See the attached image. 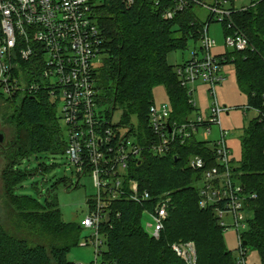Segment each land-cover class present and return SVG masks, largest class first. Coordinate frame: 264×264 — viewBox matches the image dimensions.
Returning <instances> with one entry per match:
<instances>
[{
    "label": "trees",
    "instance_id": "obj_1",
    "mask_svg": "<svg viewBox=\"0 0 264 264\" xmlns=\"http://www.w3.org/2000/svg\"><path fill=\"white\" fill-rule=\"evenodd\" d=\"M174 4V0H159L158 4L134 0L126 6L122 0H97L92 5V18L103 38L100 65L94 73L98 91L103 90L98 101L105 106L107 117L116 107L122 109L123 120L130 123L127 127L131 132L139 133L141 145L147 144L153 86H164L172 119H182L192 110L167 54L183 48L188 38L199 40L205 25L195 13L198 5L191 0L173 18L164 19L163 10ZM232 17L250 47L222 54V62L233 65L236 82L246 96V108L256 113L239 136L240 160L235 166L244 189L255 194L248 204L253 217L248 230L239 237L240 246L241 253L250 246L264 264V0H250L246 8L235 9ZM211 20L209 16L208 22ZM0 104L8 109L5 126L0 128L5 134L3 147L8 149L1 153L5 164L0 176L4 182L0 196L10 211L7 218L15 220L18 229L46 240L14 235L0 221V264H71L67 254L78 244L82 227L62 218L54 193L58 181L50 183L46 178L49 168L43 161L47 155L65 153L67 146L56 104L44 92L10 98L0 93ZM131 115L138 117L137 126L130 122ZM199 149L194 145L175 147L163 157L144 149L140 159L130 161L128 178L136 180L141 190L170 196L164 228L159 238H152L142 220L143 207L150 202L117 198L100 227L106 245L101 264H187L172 249L174 243L185 242L194 244L195 264H236L224 245V229L212 211L198 205V173L188 167L187 158L191 153H201ZM37 174L43 175L41 182L46 186L42 203L37 196L16 192L22 179ZM31 186L41 196L42 188L35 182Z\"/></svg>",
    "mask_w": 264,
    "mask_h": 264
},
{
    "label": "built area",
    "instance_id": "obj_2",
    "mask_svg": "<svg viewBox=\"0 0 264 264\" xmlns=\"http://www.w3.org/2000/svg\"><path fill=\"white\" fill-rule=\"evenodd\" d=\"M96 1L0 0V93L10 98L44 92L55 104L62 101L61 119L67 131L65 154L77 174L90 173L96 188L80 221L82 227L94 230L86 239L91 243L94 239L96 259L91 264H97L98 247L102 244L98 238L102 233L100 227L107 221L110 206L117 198L150 202L143 207L142 214L146 217L143 227L152 238H159L164 228L170 196L152 195L141 190L136 180L128 178L130 161L140 159L144 149L163 157L175 147L200 148L201 153H191L187 158L188 167L198 173L199 207L212 211L223 229L233 226L248 230L244 211L249 209L255 194L244 189L231 165L234 160L225 141L228 132L220 129V139L209 138L212 125H220L219 114L224 109L215 104L209 113L200 112L192 98L193 91L188 88L197 79L211 84L222 80L219 68L225 57L210 55L215 40L206 35L208 25L199 38L200 49L206 55L199 59L195 52L191 59L174 66L192 110L182 119H172L170 105L151 103L147 113V144L141 145L139 133L131 132L127 126L122 129L112 116H106V109L100 110L102 104L98 101L94 75L97 67L93 60L97 58L100 62L103 38L92 18V5ZM174 1V6L163 10L164 19L173 18L187 0ZM191 1L205 7L210 19L216 17L225 23L228 47L234 51L250 47L248 38L233 20L235 9L227 6L231 0ZM122 2L131 6L134 0ZM226 216L232 217V224L226 221ZM172 249L187 264H195L193 242L174 243ZM244 257L242 252L235 263L245 264Z\"/></svg>",
    "mask_w": 264,
    "mask_h": 264
},
{
    "label": "rangeland",
    "instance_id": "obj_3",
    "mask_svg": "<svg viewBox=\"0 0 264 264\" xmlns=\"http://www.w3.org/2000/svg\"><path fill=\"white\" fill-rule=\"evenodd\" d=\"M227 6H232L233 9H240L243 6H248L250 0H232L227 3ZM195 13L201 23L206 26L208 18L210 16L209 11L203 6H196ZM206 35L215 40V45L210 48V55L217 56L221 54H226L228 51H233L230 47L225 44L226 29L216 17H214L210 22H208V29ZM197 53L199 59L206 55V51L200 49L199 40L194 38H188L185 46L181 49L171 51L167 54V61L169 64H181L182 62L192 58L193 53ZM96 67H99L97 58L93 60ZM219 75L222 77L220 82L211 84L210 82H205L202 80H195L193 84H188V88L191 89L192 98L194 99L197 108L200 112L209 113L210 107L217 104L219 107L224 109L219 114L220 125L214 124L211 127L210 139L218 140L220 139V129L226 130L228 133L225 136V141L227 147L230 149V157L234 160L231 163L232 166H236V163L240 160V139L239 136L242 132L243 127L248 123V121L255 116V111L247 107L246 96L241 92L236 78L234 76L233 65L231 63L225 62L221 64L219 68ZM99 95L103 94V90L100 89ZM152 98L155 105H160L165 103L170 105V101L167 92L162 85H156L152 87ZM3 104H0V128H4L3 123L5 122V113L8 109L4 110ZM105 106L100 105V110H104ZM56 116L59 120L61 127V132L64 137H67L66 125L61 119L63 117L62 112V101L56 103ZM112 120L117 124V126H127L130 123L123 120V111L119 107H116L112 112ZM130 122L135 126L138 125L139 119L135 115L130 116ZM5 143L0 146V176L2 168L5 164L4 156L1 154L7 151V146ZM43 161L47 164L49 170L45 172V176L50 180V183L58 181L54 193L57 196V201L60 207L61 216L67 222H74L80 225V221L87 213V200L92 197L96 188L93 184L92 178L89 172L83 175H79L75 171V167L71 165L68 157L65 153H56L54 155H47L43 158ZM23 166V165H21ZM43 175L37 174L34 177H26L22 179L18 185L16 192L19 195H29L37 196L39 201L42 203L44 201V195L46 194V186L44 182L42 183ZM36 184L37 187H41V196H38L37 190L33 188L32 183ZM4 182L0 178V194L1 185ZM42 183V185H41ZM50 183L48 185H50ZM40 190V189H39ZM0 196V221L4 223L5 228L12 234L17 236H22L27 240L45 242V238H38L36 235L32 236L23 228L18 229V223L7 218L10 211L2 202ZM245 220L247 223L252 219L253 213L248 209L244 211ZM6 218V219H4ZM143 223L146 217L142 218ZM226 221L228 223H233L231 216H226ZM17 226V227H16ZM82 227V226H81ZM145 230V229H144ZM246 227H240L236 229L235 227L224 228L222 232V238L225 247L231 250L232 256L236 259L241 257V240L240 235L246 232ZM146 231V230H145ZM147 232V231H146ZM94 234L93 229L82 227L80 231V237L78 244L73 246L67 254V259L70 262H81L83 264H91L95 259V245L94 239L92 238V243L87 242L86 239L90 238ZM98 238L102 241L99 245L98 250L100 252L105 251L106 245L104 242V237L98 235ZM87 243V244H85ZM97 255V264H101L102 253ZM245 264H260L258 254L256 251L252 250L250 246L246 247V253L244 257Z\"/></svg>",
    "mask_w": 264,
    "mask_h": 264
},
{
    "label": "water",
    "instance_id": "obj_4",
    "mask_svg": "<svg viewBox=\"0 0 264 264\" xmlns=\"http://www.w3.org/2000/svg\"><path fill=\"white\" fill-rule=\"evenodd\" d=\"M4 141H5V134H4V132L0 129V146L4 143ZM242 244L245 245L246 242L243 241Z\"/></svg>",
    "mask_w": 264,
    "mask_h": 264
}]
</instances>
